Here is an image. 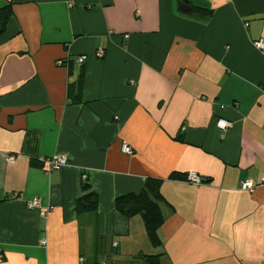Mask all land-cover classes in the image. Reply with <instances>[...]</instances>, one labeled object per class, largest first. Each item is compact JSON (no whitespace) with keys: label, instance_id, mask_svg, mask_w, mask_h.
<instances>
[{"label":"crops","instance_id":"crops-1","mask_svg":"<svg viewBox=\"0 0 264 264\" xmlns=\"http://www.w3.org/2000/svg\"><path fill=\"white\" fill-rule=\"evenodd\" d=\"M10 3L0 264H264V0ZM57 154L70 163L48 172ZM148 179L161 181L159 247L115 208ZM90 194L97 208L77 214Z\"/></svg>","mask_w":264,"mask_h":264},{"label":"trees","instance_id":"trees-1","mask_svg":"<svg viewBox=\"0 0 264 264\" xmlns=\"http://www.w3.org/2000/svg\"><path fill=\"white\" fill-rule=\"evenodd\" d=\"M200 11L207 15L211 14L210 11L203 9H200ZM12 16V3L0 9V35L5 32ZM186 179L187 177H185V180ZM160 188V180L148 179L140 193L127 194L115 200V208L119 213L128 218L139 215L143 219L149 240L155 247L161 245L158 231L164 223L161 210L162 195ZM84 189H88V185H85ZM95 197V194H90L79 199L76 204V213L82 214L87 211L95 210L98 205L94 199Z\"/></svg>","mask_w":264,"mask_h":264},{"label":"built area","instance_id":"built-area-1","mask_svg":"<svg viewBox=\"0 0 264 264\" xmlns=\"http://www.w3.org/2000/svg\"><path fill=\"white\" fill-rule=\"evenodd\" d=\"M256 47L260 50H264V41H259L256 42ZM104 53L102 50L98 51V57H103ZM79 61H82V59H80ZM60 65H62V62H59ZM217 127L221 130H227L233 127V123L229 122L227 120L224 119H219L217 121ZM122 151L123 153L127 154V155H132L133 154V150L130 146H128L126 143H124L122 145ZM8 162L13 164L15 162V158L14 157H8ZM42 163L47 167V171H53V170H60L65 166H68L70 161H69V157L66 154H57L52 158H48V159H44L42 160ZM86 176H84V180H86ZM187 182L195 184V185H200L203 183L202 179L200 177H198L196 174L191 173L188 174ZM261 185L264 186V175L262 177V182ZM257 187V185L255 184V182H253L252 180H247L245 182H242L240 184V188L244 191H249V192H253L254 189ZM28 207L30 209H39L41 210L42 214H46V210H42L40 207V204L38 201H32L29 202ZM42 244H46V242L44 241Z\"/></svg>","mask_w":264,"mask_h":264},{"label":"water","instance_id":"water-1","mask_svg":"<svg viewBox=\"0 0 264 264\" xmlns=\"http://www.w3.org/2000/svg\"><path fill=\"white\" fill-rule=\"evenodd\" d=\"M182 9H183L184 11H190V10H191L189 7H185L184 5H183Z\"/></svg>","mask_w":264,"mask_h":264}]
</instances>
